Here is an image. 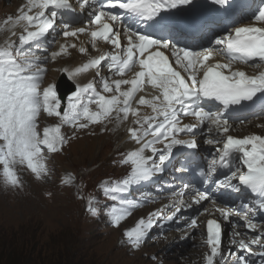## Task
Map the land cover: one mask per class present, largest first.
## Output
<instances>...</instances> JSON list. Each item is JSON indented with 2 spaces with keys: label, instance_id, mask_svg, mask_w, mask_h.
Returning a JSON list of instances; mask_svg holds the SVG:
<instances>
[{
  "label": "snow or ice",
  "instance_id": "6c2138e0",
  "mask_svg": "<svg viewBox=\"0 0 264 264\" xmlns=\"http://www.w3.org/2000/svg\"><path fill=\"white\" fill-rule=\"evenodd\" d=\"M207 2L220 18H231L244 7V0ZM76 4L80 12L87 10L90 17L84 27L73 29L65 20L68 13L77 11L72 0H27L15 19L10 17L5 21L10 25L8 30L12 36L16 35L18 26L23 27V32L18 43L9 37L0 46V177L3 182L13 188L23 187L17 166H26L37 179L49 178L52 170L46 153L62 151L79 130L90 125H104L106 131L113 121L123 124L131 117L127 133L138 147L124 154L120 161L129 165L130 171L122 179L101 185L103 194L113 201L110 206L113 226L119 227L143 203L155 202L152 192L141 193L140 200L128 199L127 194L163 174L173 159V149L198 148L194 138L197 130H206L211 135L206 143L214 148L206 167L198 169L201 183L236 191L246 189L253 197L250 207L264 213V136L230 134L234 119L245 123L232 113L257 102L264 105V70L249 75L233 67L243 63L264 69V5L251 17L256 23L223 25L222 34L213 32L208 37L212 46L197 51L187 44L181 45L180 38L205 30L207 21L199 13L202 7L199 0H76ZM180 16L187 17L183 26L176 19ZM58 21L67 29L62 33L65 38L88 34L94 50L99 51L97 41L115 50L90 58L72 70L64 69L70 79L92 70L99 75L105 61L108 72L120 78L101 76V91L92 81L77 84L66 103L54 83L42 87L47 62H54L65 54L69 45H61L58 51L44 56L36 55L33 46L39 50L37 42L52 35ZM165 30H168L166 35L155 34ZM52 42L55 43V36ZM70 47L75 48L76 44ZM79 52L87 53L88 48L81 46ZM129 73L131 78H124ZM146 85L152 92L150 98L138 95L145 92ZM143 108L150 109L151 114L144 113ZM42 112L59 118L61 123L45 127L41 133L38 129ZM185 118H191L192 122L185 123ZM62 125L74 130L72 136L62 134ZM181 134L192 138L183 139ZM233 162H237V167L230 175L223 180L215 178L219 168H230ZM233 180L237 183L233 184ZM65 183H71V177ZM188 188L189 185H184V189ZM210 191V188L194 189L191 203L184 205L181 199L179 204L172 205L174 211L170 214L165 213L164 207L149 212L124 232L127 242L138 250L157 222L173 221L181 206L190 208L204 201L214 203ZM174 195L183 197L185 191ZM93 204L94 199L90 198L88 211L95 215ZM248 207L217 208L216 211L226 220L240 217L244 227L257 232V223L245 211ZM187 227H199L197 218H192ZM241 235L234 232V236ZM262 239L264 232H257L251 238L234 239L232 243L241 253L236 256V264H248L242 253H251L252 245L264 248ZM206 244L210 251L205 262L216 264L222 244V227L216 219L207 220ZM260 255L264 258V252Z\"/></svg>",
  "mask_w": 264,
  "mask_h": 264
},
{
  "label": "rangeland",
  "instance_id": "374dc122",
  "mask_svg": "<svg viewBox=\"0 0 264 264\" xmlns=\"http://www.w3.org/2000/svg\"><path fill=\"white\" fill-rule=\"evenodd\" d=\"M76 49L68 52L84 56L85 53ZM60 72L56 69L53 77L57 79ZM97 134L86 137L97 141L104 137L103 153L95 160L75 153L83 137L66 150V155L51 156L52 173L47 179H37L26 166H17L28 184L19 196L18 188L8 186L0 178V264L24 261L26 264H159L150 258L152 253L164 264H198V248L180 246L178 235L170 236L165 243L147 240L141 251L130 255L118 243L122 227L108 230L102 222L88 218L82 202L84 191L117 170L113 160L119 145V149L124 147V144H113V134L108 136L106 131ZM76 137L82 134L77 133ZM108 142L111 145L106 146ZM69 177L71 183H65ZM77 193L81 194L80 198Z\"/></svg>",
  "mask_w": 264,
  "mask_h": 264
},
{
  "label": "bare ground",
  "instance_id": "6f19581e",
  "mask_svg": "<svg viewBox=\"0 0 264 264\" xmlns=\"http://www.w3.org/2000/svg\"><path fill=\"white\" fill-rule=\"evenodd\" d=\"M81 46H83V45L79 44V45H77V49L76 48L75 49L78 51ZM86 54H89V50H88L87 53L84 54V56L82 58H79L72 66H70L69 70H72L75 67L80 66L82 64V60L85 58ZM89 79H90V73L88 72V73L83 74V75H81V76H79V77H77L76 79H73V80L77 84H83V83L89 81ZM259 122H261V121H259ZM102 137H100L98 141H97V138L93 139V138H86V137L83 138V140H79L80 143H77V145H76L77 147H76V150H75L76 152L75 153L76 154L79 153L81 155L86 154L85 155L86 157H90V158H92L91 160H95V158H97L99 155H102V153H103L102 149L104 148V145H103L104 142L102 141ZM112 139H113V144L114 145L120 143L121 145L124 144V147L129 146V144L125 143V140H124L125 139V134L122 133V132L114 133L113 136H112ZM86 141H87V143L85 145ZM82 143H84V145ZM109 145H111V142H108L106 144V146H109ZM119 147H120V145H119ZM119 147H118V149H119ZM97 150H98V153L96 152ZM182 190H184L185 193H192V191H193L192 187L190 185H189L188 189H182ZM188 198L189 197L184 196L183 200L188 201Z\"/></svg>",
  "mask_w": 264,
  "mask_h": 264
},
{
  "label": "trees",
  "instance_id": "16d2710c",
  "mask_svg": "<svg viewBox=\"0 0 264 264\" xmlns=\"http://www.w3.org/2000/svg\"><path fill=\"white\" fill-rule=\"evenodd\" d=\"M6 260V259H5ZM17 264H26V262L24 261V262H20V263H17Z\"/></svg>",
  "mask_w": 264,
  "mask_h": 264
}]
</instances>
